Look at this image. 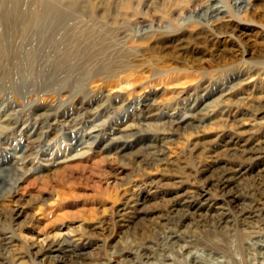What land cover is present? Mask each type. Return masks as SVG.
Wrapping results in <instances>:
<instances>
[{
  "label": "rangeland",
  "instance_id": "374dc122",
  "mask_svg": "<svg viewBox=\"0 0 264 264\" xmlns=\"http://www.w3.org/2000/svg\"><path fill=\"white\" fill-rule=\"evenodd\" d=\"M49 4L63 12L59 19L48 27L46 19L32 24L30 14ZM214 6L220 12L212 13ZM9 10L10 21L0 20V124L13 121V129H0V163L7 159L6 165L27 168L57 162L63 154L87 159L55 165L45 176L37 169L15 193L0 197V264H60L59 252L44 254L40 248L64 239L83 247L81 264H95L99 257L130 264L124 251L139 232L166 223L164 209L175 201L189 208L177 234L219 240L220 233L200 224L225 212L230 221L222 232L233 236L224 240L226 257L219 261L259 264L256 250H246L256 238L235 247L234 235L244 227L231 215L236 203L221 197L264 176V0H0V14ZM121 63H129L127 74L140 80L118 85L125 73L105 76V68ZM240 70L243 76H237ZM218 89L226 95L203 96ZM148 95L149 112L141 101ZM202 97L209 102L204 121L164 128L168 116L183 120L193 100ZM46 108L62 116L50 132L35 120ZM240 112L246 113L242 121L234 120ZM120 122L144 123L160 138L163 160L139 162L138 147L121 153L94 149L87 134L115 131ZM34 126L41 136L31 132ZM252 148L263 153L248 155ZM224 164L238 172L219 190L208 181ZM190 201L197 207H186ZM261 202L245 234L264 235V197ZM172 242L168 260L150 251V258L132 264H192L185 242ZM202 248L191 251L208 262L212 253Z\"/></svg>",
  "mask_w": 264,
  "mask_h": 264
},
{
  "label": "bare ground",
  "instance_id": "6f19581e",
  "mask_svg": "<svg viewBox=\"0 0 264 264\" xmlns=\"http://www.w3.org/2000/svg\"><path fill=\"white\" fill-rule=\"evenodd\" d=\"M57 1H59V0H57ZM71 1H72V3L76 2V0H71ZM242 3H244V2H242ZM13 11L9 10L6 12L5 15L0 14V20H2L3 22L10 21L8 13H14ZM70 11L71 10H69V12ZM214 11L220 12L219 6H214L212 8V13ZM62 13L63 12H61V10L59 8L49 4V5H46V7H44V9L41 12H37V11L32 12L30 14V17H31L32 24H38L35 22L36 21L39 22L38 21L39 19H46V24H48L46 26L48 27L50 23L56 22L55 20H58L59 16L62 15ZM69 14H71V13H69ZM207 15H209V14H207ZM30 17H28V18H30ZM69 17H68V19H70ZM18 19L15 20V22H17ZM25 24L26 23H21V25H20V23H19V24H17V27L19 25L22 27V25H25ZM3 40H4V38H3ZM9 41H11V40H9ZM121 46H123V45H121ZM19 47H20V49L24 48L21 45ZM115 53H117V52H115ZM135 60H137V59H135ZM17 64H18V66L14 67V69L17 70L15 72H19L22 69L21 66H19V64L22 65V63H17ZM128 64L129 63H121V64H118L116 66H112L109 69L105 68L106 70H103V72H105V76H107L108 78L116 77L117 75H119L121 73H125L120 78L119 83L117 82L118 85H124V84L125 85H132V82L136 81L138 79L140 80L141 76L134 75V72L127 74V70H128L127 68L129 67ZM93 66H95V65H93ZM135 72H136V70H135ZM83 74H85V73H83ZM137 74H139V73H137ZM243 75H244V70H240L237 73V76H243ZM127 89H128V86H127ZM223 91H224L223 89H218V90H215L212 92L207 91L206 93L203 94V96L205 98L213 97V96L217 95L219 92H222V93H219V96L226 95V93H223ZM115 98H116V100H118L117 97H115ZM151 99L152 98H150V95H148V96H144L141 100L143 102V104L145 103V108L147 111L150 110V106H152V104H153V102H150ZM208 105H209V102H206V101L203 102V97L200 100H197V99L193 100V102L191 103V105L189 107L190 114L188 116H186L183 120L180 119L179 117L174 116V115L172 117L168 116L164 121V124H163L164 128L169 129L171 131H174L175 129L180 128L182 123L186 120H190L189 122H187L188 124H191L193 120L199 121V123H201L202 121H204L203 116H201V115H203L202 112L207 109ZM45 110L46 111H44V112H39V113L36 112L35 113V115H36L35 120H36V123L39 122V120H40V123H43V125L45 124L47 131L50 132L51 130H53L55 128V125L59 124L60 117H62V116L60 114H58L52 108H46ZM238 114H241L242 117L240 115L241 118L237 117L234 120L242 121L243 115H246V113L240 112V113H237L236 116H238ZM149 116H152V115H149ZM9 117H10V115H9ZM136 121H134V122L136 123ZM12 122L13 121L10 122L7 120L4 122V124H0L1 132L6 131V130H12L13 129ZM118 125H119V127H117L115 129V131H113V129H111L110 132H106L105 130H103L102 133L99 132L97 134H92V133L87 134L88 139L93 140L92 143H93V145L95 144L94 149L100 148L101 150H105L107 152L121 153L127 149H131L133 147H138V149L136 150V154L137 153L139 154V158H140L139 162H142L145 165H152V164L158 163V162L163 160L164 150L162 148V145H160V141L158 140L160 138L158 136H151V133L148 130H145L147 128V126L144 125V123H139V124H129L128 123V124H125L124 122H120V124H117V126ZM39 126H34L33 129L31 130V132L32 133L37 132L38 136L39 135L41 136V133H42L41 130L38 131ZM144 126L146 128H144ZM149 126H151V124ZM118 133H121V134L117 135ZM74 137H78V135L74 134ZM37 140L40 141V137H37L35 139V141H37ZM81 142H82V138H80V137L77 138L76 143L74 144L75 146H73V147L74 148L79 147ZM90 150H92V148H90L89 151ZM247 152H248V155H250V153L252 152L251 155L254 156L257 153L258 154L263 153V150L258 149V148L254 150L252 148V149H248ZM79 154L83 155L84 153L83 154L78 153L77 155H79ZM41 155L46 156L47 155L46 150H43V153ZM253 156H247L248 161L251 158H253ZM86 159H87L86 156L85 157L84 156H78V158H73L72 156H68L66 154H63L62 156H60V158L57 162L56 161L51 162V163L48 162L46 164L40 163L38 166L35 165L34 163H31L30 164L31 167L29 166L27 168L26 167L14 168L12 165H9V164L6 165L7 159H5L4 162L0 163V197H3L5 195H11V194L15 193L16 189L18 187V184L20 182H22L25 179V177L27 178L28 175L31 176V175L36 174L37 169L39 171L42 170V172H43V174H40L38 176H45V175H48L47 171L48 170L50 171L52 169V167H54L55 165L67 164V163L72 162L74 160L84 161ZM244 160L247 161L246 159H244ZM234 168H235V165H233V164H232V166H228L227 164H224V166H222L220 171L208 181L209 184L216 187L219 190H224L225 188L228 187L230 181L235 177V174L238 172L237 168L236 169H234ZM251 169H252V167H250V169H248V170L250 171ZM225 194L223 195V197H221V199L224 202L236 203L235 204L236 210L231 214L233 217V220L236 222H240L241 226L244 227L243 229H245V228L247 229V228L251 227L250 222L247 221V219L252 218L253 216L259 215L260 211H261L259 205H260V203H262L261 202L262 197H264V176L256 179L252 183L245 185L239 192H232V193H229L228 195H225ZM196 196H197L196 199H198L199 196H202V193H198V195H196ZM178 197H179V195L178 196L174 195L173 200L175 198H178ZM136 202H138V201H136ZM180 204H182V203H180L179 201L170 202L168 204V206L164 209L163 213H165V214H163V217H165L166 223L159 224L158 226L150 228L149 230H142L141 232H139L137 234L134 242L133 243L131 242L132 245L128 247V251H124L125 252L124 256H125L126 261H128L130 264H132V263H136L135 261L137 259H148V258H150V251H154V253H153L154 256H161L166 261L170 258L168 252L173 248L172 243L174 241L172 242V240L182 239L185 242L184 248L188 249V252L191 253V255H192V264H222L223 263L221 260L219 261V257H226V250H225L226 248L225 247H226L227 241L225 242L224 240L232 238V236H233L232 233L229 234V233H223L222 232V230L225 228L226 224L230 221L228 218L229 214L227 215V213H225V212L214 213V214L210 215L209 218H206L202 224H200L203 227H209L210 230L212 229L216 233H220L221 234V238L219 239L220 241L219 240H216V241L213 240L210 243L207 241L205 242V241H198L196 239H188L184 236L177 234L178 228L180 226L184 225L185 221L188 218V214L184 213V212L185 211L188 212V209H189V208L185 209V207L178 208L177 205H180ZM186 204H188L186 207H193V206L197 207L198 202H196V201L191 202L190 201V203H186ZM243 229H240V228L237 229L238 231H237L236 235H234L235 236L234 237L235 238L234 239L235 247L236 248L240 247L243 249L244 246L242 245V243L247 238H251V237L254 239L256 238V241H255L253 247L250 246L249 248H246V250L249 251L251 248H254L257 252L255 256L258 259V263L264 264V235L263 234H245ZM221 241H223V242H221ZM197 245L202 246L203 248H205V250H209L210 253L213 254V256L211 254V257L210 256L209 257L212 258L213 260L211 259L208 262H205L202 259H200L199 257H197L195 254H193L191 249H193ZM154 246H156L155 249H154ZM82 249H83V247H81V246L78 247V246L72 245L64 239V240H53L52 242L48 243L46 246L41 247L40 252L45 254L46 252L55 250L56 252H59V255L57 256L56 260L60 264H81L79 262V260H77V259L83 256L84 253L82 252ZM181 250H183V249H181ZM160 259H159V261H160ZM95 264H108V260H105L104 258L99 257L96 260Z\"/></svg>",
  "mask_w": 264,
  "mask_h": 264
}]
</instances>
